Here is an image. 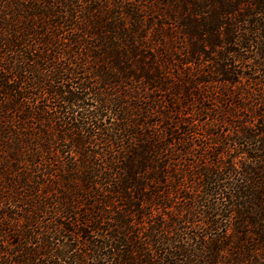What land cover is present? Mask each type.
<instances>
[{"label": "trees", "instance_id": "obj_1", "mask_svg": "<svg viewBox=\"0 0 264 264\" xmlns=\"http://www.w3.org/2000/svg\"><path fill=\"white\" fill-rule=\"evenodd\" d=\"M0 264H264V0H0Z\"/></svg>", "mask_w": 264, "mask_h": 264}]
</instances>
